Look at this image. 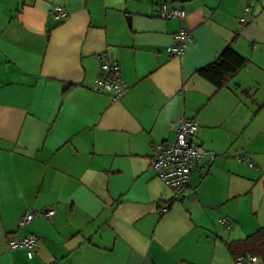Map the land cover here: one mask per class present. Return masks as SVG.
Instances as JSON below:
<instances>
[{"label":"crops","instance_id":"obj_1","mask_svg":"<svg viewBox=\"0 0 264 264\" xmlns=\"http://www.w3.org/2000/svg\"><path fill=\"white\" fill-rule=\"evenodd\" d=\"M246 1L0 0V264L262 260L264 0L243 24ZM163 4L186 17L162 19ZM54 5L66 21L51 20ZM181 28L193 43L169 56ZM227 47L247 63L218 88L197 71ZM104 57L129 88L117 102L92 90ZM179 117L217 156L177 198L149 158ZM47 207L51 221L18 230L26 210ZM12 234L37 237L32 259L9 250Z\"/></svg>","mask_w":264,"mask_h":264},{"label":"built area","instance_id":"obj_2","mask_svg":"<svg viewBox=\"0 0 264 264\" xmlns=\"http://www.w3.org/2000/svg\"><path fill=\"white\" fill-rule=\"evenodd\" d=\"M253 7V0L246 1L240 22L245 24V16ZM160 17L164 20L184 19L186 12L183 9L171 8L166 4L160 7ZM49 16L54 22H63L69 18L66 9L54 5L49 9ZM193 43L191 33L185 29H179L173 36L172 42L166 48L169 56H182ZM92 90L96 94L107 95L112 102L121 100L129 88L121 77L118 63L104 57L100 65V73L94 81ZM171 128L175 132L173 141H163L152 145V155L149 158V167L154 176L165 186L170 188L175 196L187 190L190 186V178L194 169L204 160H213L217 155L214 151L205 149L197 143L200 126L197 122L185 117H179L171 122ZM240 160L247 162L248 158ZM167 207L162 209L165 212ZM55 215L52 207L42 210L28 209L18 222V230H23L36 218H44L51 221ZM225 228H231L232 222L227 219L220 220ZM7 245L10 251L25 250L28 259H32L37 246V237L27 235L20 237L16 234L9 235ZM235 264H264L262 260L253 254H243L234 258Z\"/></svg>","mask_w":264,"mask_h":264},{"label":"trees","instance_id":"obj_3","mask_svg":"<svg viewBox=\"0 0 264 264\" xmlns=\"http://www.w3.org/2000/svg\"><path fill=\"white\" fill-rule=\"evenodd\" d=\"M246 63V59L231 47H227L212 64L198 70L197 73L220 88L226 78L236 74ZM262 260H264V251H262Z\"/></svg>","mask_w":264,"mask_h":264}]
</instances>
